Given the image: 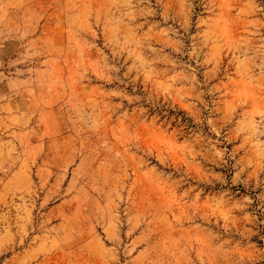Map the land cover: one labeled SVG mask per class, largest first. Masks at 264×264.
<instances>
[{
  "label": "rangeland",
  "instance_id": "1",
  "mask_svg": "<svg viewBox=\"0 0 264 264\" xmlns=\"http://www.w3.org/2000/svg\"><path fill=\"white\" fill-rule=\"evenodd\" d=\"M0 264H264V0H0Z\"/></svg>",
  "mask_w": 264,
  "mask_h": 264
}]
</instances>
